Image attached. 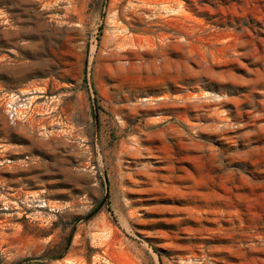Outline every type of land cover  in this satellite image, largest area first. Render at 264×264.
I'll return each mask as SVG.
<instances>
[{
	"label": "rangeland",
	"instance_id": "rangeland-1",
	"mask_svg": "<svg viewBox=\"0 0 264 264\" xmlns=\"http://www.w3.org/2000/svg\"><path fill=\"white\" fill-rule=\"evenodd\" d=\"M0 264H264V0H0Z\"/></svg>",
	"mask_w": 264,
	"mask_h": 264
}]
</instances>
